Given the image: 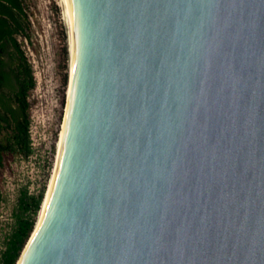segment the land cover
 Returning <instances> with one entry per match:
<instances>
[{
  "label": "water",
  "instance_id": "95a60500",
  "mask_svg": "<svg viewBox=\"0 0 264 264\" xmlns=\"http://www.w3.org/2000/svg\"><path fill=\"white\" fill-rule=\"evenodd\" d=\"M67 4L75 100L23 264H264V0Z\"/></svg>",
  "mask_w": 264,
  "mask_h": 264
},
{
  "label": "rangeland",
  "instance_id": "374dc122",
  "mask_svg": "<svg viewBox=\"0 0 264 264\" xmlns=\"http://www.w3.org/2000/svg\"><path fill=\"white\" fill-rule=\"evenodd\" d=\"M62 0H25L30 21L28 38L20 36L37 77L32 93V134L35 151L30 157L8 158L0 202V248L16 227L19 198L25 190L46 192L55 166L58 143L66 116L70 83L69 28ZM68 47V68L63 67ZM68 73V84L64 75ZM46 194V193H45Z\"/></svg>",
  "mask_w": 264,
  "mask_h": 264
},
{
  "label": "trees",
  "instance_id": "16d2710c",
  "mask_svg": "<svg viewBox=\"0 0 264 264\" xmlns=\"http://www.w3.org/2000/svg\"><path fill=\"white\" fill-rule=\"evenodd\" d=\"M30 21L25 0H0V202L8 158L30 157L34 151L32 134V93L38 81L35 68L20 36L28 38ZM69 50L64 48L63 67L68 68ZM68 73L64 84H68ZM25 190L19 198L16 227L0 248V264H17L37 222L45 197Z\"/></svg>",
  "mask_w": 264,
  "mask_h": 264
},
{
  "label": "bare ground",
  "instance_id": "6f19581e",
  "mask_svg": "<svg viewBox=\"0 0 264 264\" xmlns=\"http://www.w3.org/2000/svg\"><path fill=\"white\" fill-rule=\"evenodd\" d=\"M64 3V9H65V14H66V20L69 28V46H70V83H69V90H68V100H67V108H66V116L65 120L63 123L62 131L60 134V139L58 143V150H57V155H56V161H55V166L53 169V174L50 179L49 185L47 192L45 194L42 207L39 211L38 217H37V222H36V227L33 231L32 236L30 237V240L28 243H26L23 253L21 255L20 260L18 261V264H23L24 260L26 258V255L41 227V224L43 222L44 216L46 214L47 208L49 206V203L52 198L53 190L55 187V183L57 180V176L60 170L61 162H62V157L64 153V148L66 144V139H67V133H68V128H69V123H70V118H71V113H72V108L75 100V87H76V78H77V69H78V58H77V42H76V35L69 11V7L67 4V0H62L61 3ZM62 3V4H63Z\"/></svg>",
  "mask_w": 264,
  "mask_h": 264
}]
</instances>
